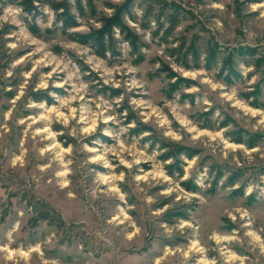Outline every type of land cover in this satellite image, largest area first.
<instances>
[{
	"label": "rangeland",
	"instance_id": "374dc122",
	"mask_svg": "<svg viewBox=\"0 0 264 264\" xmlns=\"http://www.w3.org/2000/svg\"><path fill=\"white\" fill-rule=\"evenodd\" d=\"M20 1L0 264H264V0Z\"/></svg>",
	"mask_w": 264,
	"mask_h": 264
},
{
	"label": "trees",
	"instance_id": "16d2710c",
	"mask_svg": "<svg viewBox=\"0 0 264 264\" xmlns=\"http://www.w3.org/2000/svg\"><path fill=\"white\" fill-rule=\"evenodd\" d=\"M19 4L22 6V8L26 11V12H28V13H31V11L32 10H34V7L32 6V2L31 1H27V0H21L20 2H19ZM54 8V10L56 11V10H58L59 8H62V5L61 4H57V5H55V6H53ZM81 10V9H80ZM61 16V15H60ZM62 16H64V14H62ZM75 25V22L74 21H68V20H64V25H63V27H64V29L66 28V29H68L69 27H72V26H74ZM104 34H105V32L104 33H102V35L100 36V37H98V39H96V37H95V35L93 34V35H85V36H81V37H79L78 38V40L82 43V44H90L91 46H93V43H95L94 45H99V46H101V44H102V42H103V37H104ZM90 39H91V41H92V43L90 42ZM102 55V54H101ZM179 82H184L186 85H189V83H190V81H188V80H186V79H183V78H180V79H177ZM35 99H38V100H41V99H44V100H46V102H49V98L47 97V96H37V97H35ZM234 142H237V143H239V142H242V140L240 139V138H235L234 140H233ZM245 143V142H244ZM253 144H254V140L252 141H248V142H246V145L249 147V148H251V147H253ZM167 157V155H165L164 156V158H166ZM188 157H190V156H188ZM189 189V188H188Z\"/></svg>",
	"mask_w": 264,
	"mask_h": 264
}]
</instances>
